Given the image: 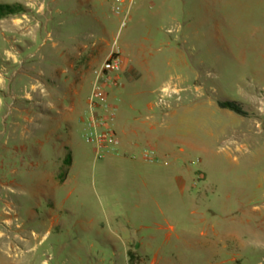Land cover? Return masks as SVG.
<instances>
[{"label":"rangeland","instance_id":"obj_1","mask_svg":"<svg viewBox=\"0 0 264 264\" xmlns=\"http://www.w3.org/2000/svg\"><path fill=\"white\" fill-rule=\"evenodd\" d=\"M31 1L0 0V64L15 43L46 70L52 43L76 26L65 0H38L60 10L47 9L51 38L42 28L29 48L14 42L26 38L13 18ZM153 1L142 13L135 1L116 39L128 43V54L119 51L137 72L120 78L112 102L108 91L119 144L98 158L89 129L79 130L54 196L28 184L13 192L21 230L0 238V264H123L114 249L124 242L140 264H264V0ZM107 15L112 43L119 21ZM9 71L14 84L20 76ZM150 114L174 154L129 161L128 124Z\"/></svg>","mask_w":264,"mask_h":264},{"label":"crops","instance_id":"obj_2","mask_svg":"<svg viewBox=\"0 0 264 264\" xmlns=\"http://www.w3.org/2000/svg\"><path fill=\"white\" fill-rule=\"evenodd\" d=\"M54 1L51 0V3ZM135 1L65 0L63 12L72 17L68 25L76 27L66 28L68 31L52 43L56 58L50 61L46 70L35 65L30 57L21 56L22 51L15 43L12 52L6 50L0 64V238L3 242L6 243V237L10 235L18 236L21 230L16 221L21 204L12 197L15 190L30 186L34 191L41 190L52 197L63 184L65 176L61 167L72 152V142L79 130L89 128L91 108L87 96L95 81L94 70L114 49L128 54V43L120 46L116 39L121 28L127 25L121 27V21L127 17L128 22ZM145 1L139 0L135 12L142 13L153 6V0H148L147 4ZM116 4L121 9L120 13L114 11ZM23 9L20 15L13 18V30L25 35L26 39L15 37L14 42L29 48L36 37L33 33H38L39 29L43 28L46 36L50 37L46 28L49 21L47 9L49 12L60 10L55 4L47 6L38 0L31 1ZM107 12L116 15L119 21L112 43L107 38L112 23ZM141 21H145L143 17ZM66 41H70L71 45H65ZM134 57L140 60L138 55ZM128 62L127 55L121 78L133 80L137 72L133 73V66ZM9 70L12 71L11 77L20 76L14 84L7 75ZM108 91L110 101L117 98L119 90L116 87ZM152 105L147 104L149 109ZM152 116L150 114L146 120L135 119L128 124L129 161H151L158 154H174V140L156 130V121H148ZM114 119L115 114L110 120L112 129ZM138 141H142L147 148L139 150L141 145ZM177 179L180 181L179 176ZM31 233L36 237V233ZM122 247L120 251H114L119 252L117 258L122 259L123 264H140L132 242H124ZM121 253L124 258H121Z\"/></svg>","mask_w":264,"mask_h":264},{"label":"built area","instance_id":"obj_3","mask_svg":"<svg viewBox=\"0 0 264 264\" xmlns=\"http://www.w3.org/2000/svg\"><path fill=\"white\" fill-rule=\"evenodd\" d=\"M114 11L116 13L121 12L117 4L114 6ZM126 23L127 17H124L121 21V27L125 26ZM122 65L121 53L119 49H114L101 66L94 70L95 81L91 92L87 96V102L91 108V116L89 118V132H86L84 137L87 142L94 145L98 158L102 157L107 149L119 144V139L110 126V120L114 117L115 108L108 100V90L120 84Z\"/></svg>","mask_w":264,"mask_h":264},{"label":"trees","instance_id":"obj_4","mask_svg":"<svg viewBox=\"0 0 264 264\" xmlns=\"http://www.w3.org/2000/svg\"><path fill=\"white\" fill-rule=\"evenodd\" d=\"M15 12L14 11H8L6 12L7 15L9 14H14ZM2 18V17H0ZM218 106L220 108H224V109H228V110H231L235 113H237L238 115H241V116H246L248 113L243 109L242 105L240 103H237L235 101H230V100H224V101H221L219 100L217 102Z\"/></svg>","mask_w":264,"mask_h":264}]
</instances>
